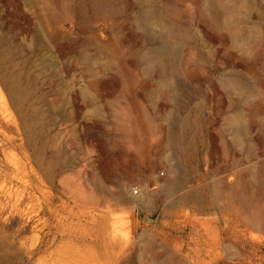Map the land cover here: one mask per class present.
I'll list each match as a JSON object with an SVG mask.
<instances>
[{
    "label": "rangeland",
    "instance_id": "374dc122",
    "mask_svg": "<svg viewBox=\"0 0 264 264\" xmlns=\"http://www.w3.org/2000/svg\"><path fill=\"white\" fill-rule=\"evenodd\" d=\"M0 264H264V0H0Z\"/></svg>",
    "mask_w": 264,
    "mask_h": 264
},
{
    "label": "bare ground",
    "instance_id": "6f19581e",
    "mask_svg": "<svg viewBox=\"0 0 264 264\" xmlns=\"http://www.w3.org/2000/svg\"><path fill=\"white\" fill-rule=\"evenodd\" d=\"M5 75H3V78L5 81H7V83H9L8 85L10 86V89L13 90V89H18L19 87V84H18V80L16 77H11V78H7L5 77ZM226 85H228V87H234V88H237L239 87V83L237 82V80H228L226 82ZM13 96V95H12ZM13 100H14V103L17 105V103L19 102V98H15L14 96L12 97ZM19 104V103H18ZM235 131L237 132V134L240 136H242V133H243V128L242 126H235L234 127ZM178 189V185H176L173 182H170L167 186H166V190L169 191L170 193L174 192L175 190ZM235 199V198H234ZM236 200V199H235ZM105 243L107 244V242L105 241Z\"/></svg>",
    "mask_w": 264,
    "mask_h": 264
}]
</instances>
